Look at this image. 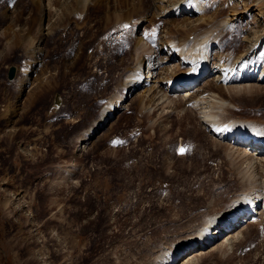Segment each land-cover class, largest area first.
I'll return each mask as SVG.
<instances>
[{"label": "rangeland", "instance_id": "374dc122", "mask_svg": "<svg viewBox=\"0 0 264 264\" xmlns=\"http://www.w3.org/2000/svg\"><path fill=\"white\" fill-rule=\"evenodd\" d=\"M107 1L106 8L90 5L80 18L83 22H72V14L70 21L64 17L61 26L52 28L57 15L55 6H50L53 0H43L40 15L30 6V0H0V15H6L5 23H0V34L8 23L13 21L18 28L28 18L34 23L32 34L43 36L38 65L44 70L39 79L44 80L43 88L50 86L41 96L32 93L38 81L33 82L16 100L24 45L0 62V116L9 113L14 123L12 129L0 121V264H164L163 259L192 236L202 220L227 209L242 190L264 182L262 169L252 164L246 169L243 159L236 156L238 151H245L243 148L237 147L234 155L228 153L226 143L215 145L217 137L203 124V109L196 110V103L206 102H198V98L174 109V99L186 90L176 95L167 93L158 102L162 91L154 100L157 108L151 116L140 112L137 99L142 98L144 90L128 93L121 104L120 96L127 93L124 81L128 67L134 60V37L153 40L151 46L158 41L155 50L160 53L152 59H163L170 72L176 63L165 60L167 53L160 44L168 37L167 30L188 15L179 11L181 16L173 17L176 7L160 13L153 8L149 17L154 14V23L133 22L132 18L129 30L117 26L109 30L117 22L114 12L124 14L131 1L124 5L119 2L126 0ZM133 1L138 4V0ZM230 1L234 0H207L203 13L219 18L235 14L236 30L248 23L250 28L246 34L236 30L225 34L217 59H222L225 51L232 53L233 45L243 56L242 47L247 44L244 36L254 29L264 30V17L251 22L240 20L241 6L235 10ZM149 3L152 0H143L138 12L144 13ZM105 9L111 14L109 19ZM188 18L194 21L196 17ZM125 30L126 36L122 34ZM4 44L0 38V51L6 50ZM260 52L259 58L264 43ZM226 58L230 60L229 55ZM10 67L15 68L12 81L7 79ZM160 72L156 70V74ZM202 79L190 91H206L207 84L214 83L213 76ZM150 82L148 86L153 85ZM228 82L221 83V96L226 102L220 103L233 112L224 113V119L244 120L264 135V83L253 79L244 84ZM162 88L165 91L166 87ZM232 88L246 94L233 98L228 92ZM143 98L146 103L147 94ZM14 102L13 113L6 108ZM114 108L117 110L111 114L108 110ZM8 133L12 135L6 136ZM83 136L88 139L85 143L80 139ZM3 137H10V146ZM230 155L235 156L233 165L224 159ZM249 171L251 179L246 173ZM204 193L206 200L195 208L191 196ZM260 195L262 203V189ZM259 209L263 212V203ZM246 231L248 234L235 245L220 247V239L214 247L205 248L208 250L192 251V264H264V228ZM187 254L179 257L177 264H184L189 259H184Z\"/></svg>", "mask_w": 264, "mask_h": 264}, {"label": "bare ground", "instance_id": "6f19581e", "mask_svg": "<svg viewBox=\"0 0 264 264\" xmlns=\"http://www.w3.org/2000/svg\"><path fill=\"white\" fill-rule=\"evenodd\" d=\"M130 5H127V10L125 11L124 14H116L114 12V18L115 21L117 20L115 25H111V27H108V29H112L117 27H122L126 28L130 26L131 24V19L135 18L134 21H147L151 20L152 23H154V14L150 15L149 17V11L150 9H156L158 12H165L168 11L166 9H171V8H177L174 13L172 14L173 17H177L179 14L178 12L184 11L185 14H187L189 17H196L194 21H190L188 16L187 18L183 19L182 21L178 23H174L173 29L176 28V30H173L172 27L167 30L166 34H168L167 38L165 41H163L160 44V49H165V54L166 58L165 60H173L175 62L173 70L168 72V69H166V66L164 67V60L158 58L157 60H160L159 63H155L156 59H152V55H155V53H152L151 50L152 48L155 47L151 46L153 44V40H146L144 38L135 36L134 41H136L135 44V51L133 54V64L128 67L129 75L127 79L124 81L126 83V90L127 93L126 95L120 96L121 99L120 102L121 104L124 103L125 99H123L125 96L128 97V93L135 92L137 89L144 90V93L142 94V98L137 99L140 103V112H142L146 116V114L151 113L149 116L153 115L156 111L157 106L154 104L155 103V98L157 95H159L162 91L163 93L160 94L156 100L160 102L164 97L167 96V93H172L175 94L181 92L182 90H186L184 93H182V96L178 98H175V108L178 109V107L183 106L184 104L187 103H192L196 99L200 98V101L206 102V103H196V110H201L203 109L202 113V118L204 119L205 125L209 127L212 130V133L214 134L215 137V145L218 146V144H223L226 143L225 147L227 146L228 153H235L237 150H239L237 147H242L245 151L243 152H237L236 156L240 157L243 159V164H246V169L248 166L252 164V167H255L258 169H262V174H264V154L261 152L264 151V146L261 145L260 140L264 138V135H262V130L259 132L256 127H252L250 124H246L245 121L243 120H234L228 118L224 119L226 116H223L224 113L227 112V115H231L230 112H233L229 110L228 106H222L220 102H226V98H222L221 94L223 92V87L221 85L222 82H228L231 83L234 80L242 82L243 80H248L252 78L253 76L255 78V82L258 84L260 83L259 81H263L264 83V78L259 77V74L263 68L264 70V53H262V56L259 58L261 55V48L264 43V30L262 29L260 32L257 30H252L249 33V36H244V39L246 40L245 42L247 43L246 45H243L242 47V52L244 53L243 56L241 54H238V46L233 45V52L227 53L226 51L223 53V58L222 59H217L216 57L222 53V47L219 44L220 40L225 34L231 33L234 30H236V26H234V20L235 19V14H231L228 16H225L224 18H219L216 16H210L208 14L203 13L204 9L203 7L207 6V0H167L164 2V0H152V4L149 3V5L146 6V11L142 14L138 12V10L143 7V0H138V4L135 5L133 0H130ZM126 2H119L120 4L124 5ZM34 3V4H33ZM42 3L43 0H30V6L34 7L33 10H35L36 13L39 15L42 13ZM196 3V4H195ZM232 7L234 6L235 8L238 6H241V11L240 13V20H247L250 21L255 17H264V0H238V1H230ZM107 0H73L70 3L63 2L61 0H53L52 4L50 5L55 6V9L57 11L56 15V22L52 26V28L61 26L59 23L64 20V17L66 18V21L69 20V16L73 14L71 17L72 22L77 23L78 21H82V14L84 11H87L88 7L90 5H97L98 7L103 6L105 7L108 5ZM180 4V5H179ZM177 5H179L177 7ZM36 6V7H35ZM106 8V7H105ZM240 8V7H239ZM203 9V10H202ZM54 10V9H53ZM145 10V8H144ZM237 10V8L235 9ZM104 11V10H103ZM222 11V10H221ZM50 12V11H49ZM106 12V17L109 19L111 14L109 12ZM159 12V13H160ZM170 12V13H171ZM205 12V11H204ZM218 12V11H216ZM215 12V13H216ZM233 12V11H232ZM239 12V11H238ZM151 13V12H150ZM153 13V11H152ZM207 13V12H206ZM234 13V12H233ZM236 13V12H235ZM254 17L251 16V14H254ZM218 14V13H217ZM238 14V13H237ZM4 15V14H3ZM0 15V23L6 21L5 16ZM214 15V14H213ZM3 16V17H1ZM51 16V15H50ZM75 16V17H74ZM112 17V18H113ZM149 17V19H148ZM217 18L216 24L212 23V20L214 18ZM19 21H22V18L18 16ZM42 18V17H41ZM77 18V19H76ZM71 23V22H67ZM70 21V20H69ZM83 22V21H82ZM114 22V21H112ZM33 20L28 19L25 21L23 25L17 26L13 24V21L8 23V25L5 27L4 30H2L0 34V38L5 40V47L6 50L0 51V62H3L4 60L8 59V53L13 54L17 51L18 46L22 47V64H21V77L19 79L17 78V96L15 97L16 100L20 98V95L24 91V88L27 86H32L33 82H37L36 86L33 87L31 90L32 93H38L39 95L43 96L45 92H47V88L50 90V86H44L43 88V79H39V76L43 74L44 67L41 65H38L40 62L38 61L40 57L39 54L42 53V50H40V45L41 42H44V39L42 38L43 36L40 34L39 37L35 36L32 34V30L34 28L33 25ZM64 24V25H65ZM114 24V23H113ZM150 24V22H149ZM208 24V25H207ZM63 25V24H62ZM155 25V24H154ZM207 25V27H206ZM108 26V25H107ZM172 26V25H171ZM184 28L185 30H182L180 28ZM250 28L249 23L248 25L246 24L244 27H239L236 30V33L242 32L245 33L248 31ZM167 29V28H166ZM129 30V29H128ZM128 30H125L124 34L125 36L128 33ZM123 32V31H122ZM250 35L253 36L252 40L250 39ZM9 36V37H8ZM190 36H192V40L189 41ZM120 39V38H119ZM14 40V42L12 41ZM20 41V42H19ZM222 41V40H221ZM238 41L235 36V42ZM222 44V43H221ZM35 47V48H33ZM1 48V47H0ZM27 50L26 52H29L28 54L24 53V50ZM41 51V52H40ZM161 51V50H160ZM212 51L214 52V55L212 54ZM158 55L160 52H157ZM156 54V56L158 57ZM230 56V60H227L226 56ZM12 56V55H11ZM213 57V58H212ZM219 57V56H218ZM217 59V60H216ZM241 59H245V61H241ZM215 60V61H214ZM256 60V61H255ZM170 62V61H169ZM147 63V64H146ZM41 64V63H40ZM147 65V66H146ZM186 65V70L182 69V66ZM157 68H156V67ZM148 69L147 75L148 77L144 80L143 76V71L144 68ZM156 70H161L160 73L156 74ZM127 72V71H126ZM125 73V72H124ZM233 74L235 75V78H230V76ZM238 74H240L238 76ZM264 74V73H263ZM207 76V77H205ZM213 76L212 84H207L208 87L206 88V91L202 90H197L195 93L190 91V87H192L196 83H200L201 79L204 78L205 80L208 77ZM264 76V75H263ZM124 77V76H123ZM230 78V79H229ZM33 79V81H31ZM39 79V80H38ZM149 79L153 82V85L148 86ZM203 80V79H202ZM204 80V81H205ZM146 81V82H145ZM246 82V81H244ZM123 83V84H124ZM208 83V81H207ZM243 83V82H242ZM163 84V85H162ZM206 84V83H205ZM240 84V83H239ZM244 84V83H243ZM166 87L165 91L163 90L162 87ZM8 87V86H7ZM128 87V88H127ZM209 88V89H208ZM238 88V87H237ZM7 90V89H6ZM9 90V88H8ZM10 91V90H9ZM250 91V90H249ZM251 91H253L251 89ZM232 97L234 98L235 96L237 97L238 95L241 96V93L239 90H232L228 91ZM144 94H147V101L146 103H143L142 101L144 98ZM246 94V93H244ZM243 94V96H244ZM208 95V98L205 99V101L202 97ZM246 96V95H245ZM168 98V97H167ZM242 98V97H241ZM117 100V99H116ZM217 100V101H216ZM157 102V103H158ZM196 102V101H195ZM232 102V101H231ZM142 103V104H141ZM165 103L161 102V105ZM16 102L13 103H8L6 109H11V111L14 113L16 109ZM204 104V105H202ZM223 104V103H222ZM120 105V104H119ZM232 105V104H231ZM150 106H155V108L152 110ZM198 106H201L200 108H197ZM224 107V108H223ZM113 108V107H112ZM122 109V106L119 107V109ZM124 108V107H123ZM148 108V109H146ZM115 110L117 109H109L108 111H111L110 113L112 114ZM109 113H106L107 115ZM108 117V116H107ZM169 117V116H168ZM141 118V117H140ZM148 118V117H147ZM217 118V119H216ZM219 119V121H218ZM105 120V118H102V121ZM181 120V119H180ZM0 121L5 123L6 125H9L12 129L14 128V123L11 122L10 114H4V116H0ZM218 121V122H217ZM235 123H234V122ZM102 125V123H100ZM254 125V124H253ZM203 130V129H202ZM15 132V129H14ZM13 132V133H14ZM90 133V132H89ZM87 134V133H86ZM6 136L12 135V133L5 134ZM91 135V133H90ZM233 135L232 139H234V136L237 135H242L244 137V140H249L252 138V143L257 142L258 146L257 147H252V144L250 145H237L232 142V139L229 140L228 136ZM47 136H50V134L47 133ZM88 136V135H87ZM87 136H83V138H80L83 143L87 141ZM227 140H225V137ZM4 141L8 143L10 146L11 144V139L10 137H3ZM217 139H220L217 141ZM236 139V138H235ZM223 141V142H221ZM213 142V140H212ZM211 142V143H212ZM229 142V143H228ZM81 143V141H80ZM210 143V142H209ZM214 143V142H213ZM212 143V144H213ZM211 144V145H212ZM7 145V144H6ZM210 145V146H211ZM8 146V147H9ZM221 146V145H220ZM224 146V145H223ZM222 146V147H223ZM212 147V146H211ZM237 149H236V148ZM198 148V147H197ZM217 149V147H216ZM221 149V148H220ZM226 149V148H224ZM254 149V151H252ZM36 151V149H35ZM232 155V156H234ZM196 156V155H195ZM199 156V155H198ZM257 156V157H255ZM235 157V156H234ZM230 156H224V159L228 161L230 164H234L235 158ZM237 158V157H236ZM238 159V158H237ZM259 159V161H255ZM237 161V160H236ZM240 161V160H239ZM255 161V162H254ZM242 163V162H241ZM249 168V167H248ZM251 169V168H250ZM248 169V170H250ZM247 170V171H248ZM246 173H252V172H246ZM238 174V173H237ZM248 175V174H247ZM246 175V176H247ZM251 174L248 175V179H251ZM261 178V177H260ZM257 185V184H256ZM213 188V187H212ZM253 190H252V189ZM249 189L251 190H242V193L236 195L232 201L231 205H235L240 197L242 195H246L244 198H240V205L243 207V210L246 212H255L257 214L258 212V204H260V190L262 189L264 191V182L262 180L259 185L255 186L254 188L251 187ZM210 189V188H209ZM245 189V188H244ZM209 191V190H208ZM207 191V192H208ZM189 192V191H188ZM206 192V191H205ZM263 193V192H262ZM191 194V193H190ZM194 194V192H193ZM210 195V194H209ZM190 197V196H189ZM192 198L195 199L194 207L197 208V206L200 204V201H205L206 200V193L203 195H194L191 196ZM264 199V196H262ZM208 198V197H207ZM188 199V198H187ZM184 200V199H183ZM231 205L229 207H231ZM228 207V208H229ZM260 207V206H259ZM183 210V209H182ZM190 210V209H189ZM227 209L225 208L224 210H220L218 213L211 214L209 217H207L206 221H203L199 224L197 227V231L190 237H188L185 241H183L181 244H179L175 250L170 252L168 257L164 258V264H177L178 260L180 259V255L193 245L190 244V242H193L195 240L200 241V245H206L209 241L214 240L216 236H218L215 231H217V228L220 229L219 227L213 229L214 227L213 224V217H223V213H226ZM249 223L246 224V227L238 230H231L230 232L226 233L224 236H221L220 239H222V242L220 245L223 246L225 245L226 247L228 245H235L236 243H239L244 239V237L248 234L247 231L244 233L246 229L252 228V227H257L260 231H262V228H264V214L263 216L259 217V222L256 220V216L254 218L249 217ZM257 221V222H256ZM256 222V223H255ZM221 230V229H220ZM214 233V235H213ZM219 239V240H220ZM225 239V240H224ZM224 240V241H223ZM262 241V240H261ZM198 242H195L196 244ZM218 243V241H216ZM214 243V245L216 244ZM212 244L208 249L214 247ZM264 246V245H263ZM205 249V250H208ZM204 249H200V252H203ZM199 252V249L195 251ZM188 254L184 257V259L187 260L193 253L187 252ZM189 258L184 264H192L193 259ZM183 259V260H184Z\"/></svg>", "mask_w": 264, "mask_h": 264}, {"label": "water", "instance_id": "95a60500", "mask_svg": "<svg viewBox=\"0 0 264 264\" xmlns=\"http://www.w3.org/2000/svg\"><path fill=\"white\" fill-rule=\"evenodd\" d=\"M15 77V68L14 67H10L8 69V72H7V79L8 81H12Z\"/></svg>", "mask_w": 264, "mask_h": 264}, {"label": "snow or ice", "instance_id": "6c2138e0", "mask_svg": "<svg viewBox=\"0 0 264 264\" xmlns=\"http://www.w3.org/2000/svg\"><path fill=\"white\" fill-rule=\"evenodd\" d=\"M180 151H181V154H183V151H184V150H183V149H181Z\"/></svg>", "mask_w": 264, "mask_h": 264}]
</instances>
